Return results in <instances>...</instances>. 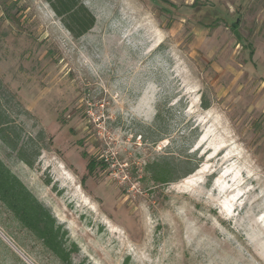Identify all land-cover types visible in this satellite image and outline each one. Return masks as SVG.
I'll list each match as a JSON object with an SVG mask.
<instances>
[{"label": "rangeland", "instance_id": "rangeland-1", "mask_svg": "<svg viewBox=\"0 0 264 264\" xmlns=\"http://www.w3.org/2000/svg\"><path fill=\"white\" fill-rule=\"evenodd\" d=\"M80 2L76 39L0 0V163L58 251L0 201V264H264V0Z\"/></svg>", "mask_w": 264, "mask_h": 264}, {"label": "trees", "instance_id": "trees-1", "mask_svg": "<svg viewBox=\"0 0 264 264\" xmlns=\"http://www.w3.org/2000/svg\"><path fill=\"white\" fill-rule=\"evenodd\" d=\"M45 2L50 5L53 12L61 19L65 28L74 38L82 37L93 28L94 17L80 0H45ZM229 28L237 32L238 21L229 24ZM6 112L0 97V140L8 147L15 149L16 142L11 135L13 127ZM23 152V149L19 151V158L28 166H31L32 162L26 159ZM0 201L8 207L22 224L41 237L48 248L56 254L58 253L53 244L56 233L49 214L32 199L19 181L12 177L1 163Z\"/></svg>", "mask_w": 264, "mask_h": 264}, {"label": "crops", "instance_id": "crops-1", "mask_svg": "<svg viewBox=\"0 0 264 264\" xmlns=\"http://www.w3.org/2000/svg\"><path fill=\"white\" fill-rule=\"evenodd\" d=\"M213 11H215L214 13H213V16H216L217 15V18H220V21H224L225 23L227 22V20H226V17H225V15L223 14V13H221L220 11H218L217 9H215V10H213ZM235 21H238V26H239V19H236ZM234 21V22H235ZM218 23H221V22H217V24L216 23H213L212 25H209V26H204L205 28L207 27V28H209V27H212V28H215V27H217L219 24ZM233 23V22H232ZM227 24V23H226ZM231 24V23H230Z\"/></svg>", "mask_w": 264, "mask_h": 264}, {"label": "bare ground", "instance_id": "bare-ground-1", "mask_svg": "<svg viewBox=\"0 0 264 264\" xmlns=\"http://www.w3.org/2000/svg\"><path fill=\"white\" fill-rule=\"evenodd\" d=\"M145 103V101H143Z\"/></svg>", "mask_w": 264, "mask_h": 264}]
</instances>
